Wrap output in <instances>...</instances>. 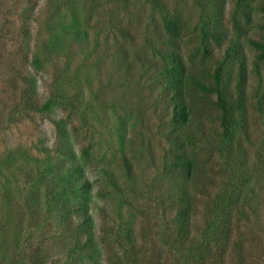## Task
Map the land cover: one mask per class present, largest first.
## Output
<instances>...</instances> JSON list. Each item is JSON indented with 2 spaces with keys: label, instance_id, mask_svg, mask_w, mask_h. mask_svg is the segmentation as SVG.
I'll return each mask as SVG.
<instances>
[{
  "label": "rangeland",
  "instance_id": "obj_1",
  "mask_svg": "<svg viewBox=\"0 0 264 264\" xmlns=\"http://www.w3.org/2000/svg\"><path fill=\"white\" fill-rule=\"evenodd\" d=\"M30 1L0 0V264H78L81 250L67 257L61 230L42 203L53 187L50 165L64 131L62 143L72 145L86 178L105 179L76 202L95 228L103 221L112 227L103 257L113 254L117 264H226L235 257L238 264L240 253L248 264H264V52L252 45L264 43V0L247 1L249 9L231 0L225 17H216L218 28L210 22L216 12L210 5L203 10L200 0H173L186 23L177 41L168 40L164 13L145 0ZM119 27L134 30L137 46L109 39ZM204 30H218L220 39ZM231 49L245 60L247 98L237 126L227 131L231 115L203 88L212 87L223 64L221 89L238 101L240 69L227 56ZM165 52L192 77L184 98L180 92L196 114L189 147L184 126L172 122L177 90ZM27 53L30 64L22 73L38 80L42 95L51 86L59 105L71 100L66 111L52 106L50 117L15 109L9 73L24 65ZM60 118L64 123L54 122ZM189 156L199 160L204 178L216 177L207 191L202 182L186 184L179 166ZM189 195L199 214L187 250L175 228ZM240 241V252L221 258ZM87 251L88 264H96L93 249Z\"/></svg>",
  "mask_w": 264,
  "mask_h": 264
},
{
  "label": "trees",
  "instance_id": "obj_2",
  "mask_svg": "<svg viewBox=\"0 0 264 264\" xmlns=\"http://www.w3.org/2000/svg\"><path fill=\"white\" fill-rule=\"evenodd\" d=\"M148 2L151 7L155 10L164 13V30L166 35L168 36V40H178L183 37L186 29V23L183 20V14L181 12H177L173 9V0H145ZM203 3V10H205L207 5H210L211 8L214 9V12L210 17V22L214 23V28H218L217 26V19L224 18L226 14V7L230 5L231 0H200ZM247 1L249 0H238L237 7H243L245 9H249L250 5H247ZM30 2H34L31 0ZM264 10V7L261 8ZM205 35L218 40L220 39V33L218 30H214L208 32V30H204ZM76 36L79 34L74 32ZM113 41L122 40L123 42L133 43L137 46L138 37L136 36L135 32L131 27L129 28H118L117 31L111 30L109 33V39ZM167 40V42H168ZM165 42V43H167ZM164 43V44H165ZM171 44V42H170ZM168 45V43H167ZM252 45L255 48H259L264 52V43L260 41H252ZM166 47V46H165ZM163 46V49L165 48ZM29 53V52H28ZM25 54L26 58L22 65H17V69L15 71H11L9 75H11L10 79V90L13 96L16 98V106L15 109L17 110H25L28 109L30 112H37L42 114L50 115L49 111L51 110L52 106H58L59 104L56 101V97L52 94L51 86H50V93L48 96L42 95L44 93L41 92L38 84V80L34 79L32 75L22 73L25 70V65L30 64V56L29 54ZM239 54L235 49L228 50L227 56H229L233 61L239 62V69H240V83L237 87V95L238 101L232 96L230 98L228 94H226L221 89V79H222V71H223V64L219 65L214 72V80L212 87L203 88L208 93H215L218 96L217 104L220 110L228 111L229 116L227 120V131H230L231 128H235L237 126L236 121V114L237 112H242V106L246 101V78H245V70L246 64L243 57L239 58ZM169 55V56H167ZM164 60H172V65L167 67V72L169 76L173 78V82L175 84L177 92L171 96V102L174 104L176 108V113L174 119L172 120L173 125L175 128H179L184 126L185 132V140L186 145L193 144V136H194V120L196 119V114L194 113L193 105H191V101L182 100L180 99V92L181 96L184 98L186 96L185 88L189 86L193 81L191 80V76H188L187 69L183 68L182 62L179 58L174 54H167L165 52ZM25 57V56H24ZM36 59V55L34 56ZM167 58V59H166ZM37 62L34 60L32 65ZM132 67V66H131ZM130 69V67H129ZM130 72V70H129ZM128 72V73H129ZM180 90V91H179ZM227 91V90H226ZM228 92V91H227ZM51 95V96H50ZM227 97L229 98L228 101ZM72 101L69 100V103H65L66 105H59L60 108H65L69 106ZM64 104V103H63ZM245 116L249 114V111L245 109L244 111ZM55 123H64L62 118L57 119L54 121ZM247 123L246 129L249 128L250 120H246ZM69 123V122H68ZM75 125V124H73ZM67 133L64 131V134ZM64 134L60 135L59 141L56 143L55 155L54 158L56 159V164L50 165L51 171L53 173L54 182L51 183L53 185L52 189L44 193V200L43 205L47 208L49 212V217H54L55 221L57 222V226L61 230V236L63 240L61 243H64V246L68 248L67 253L69 258L73 257L72 254H69V251H75V248L78 247L81 250V253L77 257L78 264H88V259L91 258L90 253L87 251L88 248L93 249L94 256L97 257L96 264H117V260L114 258L113 254L105 255V251L109 248L110 245L109 237L113 235L112 227L107 221H103L98 228H95L94 220L92 216L88 214L81 213L80 207L77 208L76 202L81 201L82 193L88 194L91 193L92 187L94 183H102L105 181L103 177H97L93 183H91L89 178H86V173L83 165L79 163L78 157L76 155L75 150L73 149L72 145H65L62 143V138H64ZM85 153L88 152L87 150H83ZM44 152L47 155L50 153L49 147L44 148ZM85 155H88L86 153ZM88 157V156H86ZM66 160H70L73 162V166L67 164ZM182 164L179 166L181 172H185L184 179L186 180L187 185H194L196 182H202L203 189L207 191L210 188V183H214L216 177H209L206 176L205 178L202 176L203 168L200 166V162L196 157L189 156V159L185 157L181 160ZM88 162V161H87ZM178 164V163H177ZM176 164V165H177ZM175 165V166H176ZM205 170V168H204ZM214 171V170H213ZM206 172V170H205ZM207 174V173H206ZM85 175V176H84ZM214 175V174H212ZM173 179L178 181L181 177L180 175H174ZM183 182V184H185ZM182 184V183H181ZM103 188V186H100ZM87 191V192H84ZM100 194H103L102 189ZM39 189H37V193ZM82 192V193H81ZM90 198V195H89ZM84 200V199H83ZM28 205V204H27ZM35 209L39 211L40 207L37 206V203L34 205ZM198 206L195 203V200L191 195H189L186 206L184 208H180L178 210V218L180 220L179 224H177L175 228V232L177 237L181 238L182 244L188 243L186 245L187 250H189L193 246L194 238L196 237L197 228H196V221L195 217L199 211H197ZM47 212V213H48ZM202 214V212L200 213ZM88 224H92L89 229V232H85V226ZM228 230V229H227ZM232 229L229 228L228 231ZM232 232V231H231ZM82 237H85V240L82 241ZM226 237H231V233L226 231ZM76 241V245L74 241ZM68 241V244L66 243ZM66 243V244H65ZM108 245H107V244ZM227 243V242H226ZM228 246V245H227ZM244 244L242 241L236 244V247H233L231 250L227 247V251H223L221 258L225 260V255L230 252L229 255L237 254L236 252H240L243 249ZM72 249V250H71ZM49 253V252H48ZM51 254V253H50ZM65 254V255H66ZM49 255V254H48ZM46 255V258L49 256ZM236 256L239 257L238 264H245V259L238 253ZM235 257L231 258L229 263L226 264H236ZM222 264V263H220ZM248 264V263H246ZM250 264V263H249Z\"/></svg>",
  "mask_w": 264,
  "mask_h": 264
}]
</instances>
